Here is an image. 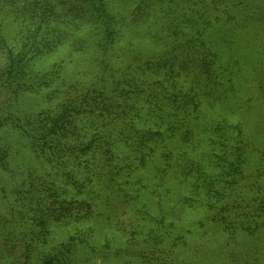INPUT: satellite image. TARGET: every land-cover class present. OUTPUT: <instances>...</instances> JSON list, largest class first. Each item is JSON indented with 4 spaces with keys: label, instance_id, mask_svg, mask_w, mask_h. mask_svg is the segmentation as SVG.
<instances>
[{
    "label": "trees",
    "instance_id": "16d2710c",
    "mask_svg": "<svg viewBox=\"0 0 264 264\" xmlns=\"http://www.w3.org/2000/svg\"><path fill=\"white\" fill-rule=\"evenodd\" d=\"M0 45V264H264V0H0Z\"/></svg>",
    "mask_w": 264,
    "mask_h": 264
},
{
    "label": "rangeland",
    "instance_id": "374dc122",
    "mask_svg": "<svg viewBox=\"0 0 264 264\" xmlns=\"http://www.w3.org/2000/svg\"><path fill=\"white\" fill-rule=\"evenodd\" d=\"M6 33L8 35H14V27L11 28H7ZM17 46H19V43H17ZM7 50V49H6ZM1 45H0V70L4 71V67H5V62H7L6 59V51ZM68 53H66V49L63 48L60 50V52L56 55H51L50 57L47 58V60L45 61L46 64H53V63H63L64 65H66V67L69 69L66 70V72H71L73 71V73H75V71H77L78 68V64L77 63H69L71 62L69 61L70 59L67 58ZM75 61L81 60L80 57L76 56V55H72ZM72 73V72H71ZM52 84V83H49ZM249 87L252 88V97L258 99V97H261V91L259 90V85L254 82L252 80V78L250 79V81L248 82ZM54 86V84H52ZM264 85V83H263ZM248 86L246 87L247 89L249 88ZM52 88V87H51ZM49 87L48 90H44L42 93L39 94H29L27 96V99L25 101V106L23 107V110H25L26 112H31L34 114L36 112H39L41 107H47V103H43V100L45 98V93L50 91L51 89ZM258 101V100H257ZM40 105V106H38ZM36 109V111L34 110ZM22 110V111H23ZM18 132H14L11 128L9 127H1L0 128V139L1 142L0 144H5L4 145V149H9L7 154L9 155V157L12 158V162L14 163L13 167H10V169L5 168L7 166V164H5L6 162H4L3 164H5L2 168L0 165V172H3L2 174L10 176L13 171L17 172L20 171L21 176L22 174L25 173V175L28 174V170H31L32 168L34 170H36L37 172L41 169V165L39 164V159L34 155L33 150L31 149V145L29 144V141H26L24 138L25 137H18ZM20 168L22 170H20ZM28 168V170H27ZM30 168V169H29ZM20 176V177H21ZM18 178H20L19 176H17ZM6 183V182H5ZM16 183H11V185H15ZM7 193L9 192V189L7 190ZM22 193V192H21ZM25 193L18 195L17 193L15 194V197L12 196V194H10V199L13 200L14 198H18L19 196L22 197L24 196ZM5 202L4 199L1 198L0 196V205L1 203ZM1 208H5L4 205L1 206ZM54 231H56L58 234L62 233V229L59 228H55ZM21 246L18 245L16 247V249L13 250V252H18L21 251ZM20 253V252H19Z\"/></svg>",
    "mask_w": 264,
    "mask_h": 264
}]
</instances>
